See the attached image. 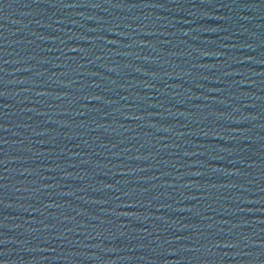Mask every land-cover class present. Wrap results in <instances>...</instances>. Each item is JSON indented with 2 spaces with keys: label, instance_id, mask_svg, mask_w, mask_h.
<instances>
[{
  "label": "water",
  "instance_id": "1",
  "mask_svg": "<svg viewBox=\"0 0 264 264\" xmlns=\"http://www.w3.org/2000/svg\"><path fill=\"white\" fill-rule=\"evenodd\" d=\"M3 264H264V0H0Z\"/></svg>",
  "mask_w": 264,
  "mask_h": 264
},
{
  "label": "snow or ice",
  "instance_id": "2",
  "mask_svg": "<svg viewBox=\"0 0 264 264\" xmlns=\"http://www.w3.org/2000/svg\"><path fill=\"white\" fill-rule=\"evenodd\" d=\"M0 264H3V261H0Z\"/></svg>",
  "mask_w": 264,
  "mask_h": 264
}]
</instances>
